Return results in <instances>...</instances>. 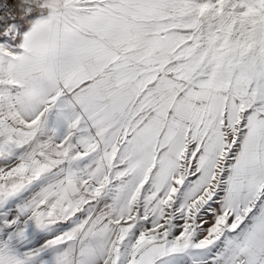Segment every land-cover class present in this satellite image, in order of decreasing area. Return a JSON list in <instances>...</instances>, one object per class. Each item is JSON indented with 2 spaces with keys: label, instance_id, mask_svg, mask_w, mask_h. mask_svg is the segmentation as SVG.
Instances as JSON below:
<instances>
[{
  "label": "snow or ice",
  "instance_id": "snow-or-ice-1",
  "mask_svg": "<svg viewBox=\"0 0 264 264\" xmlns=\"http://www.w3.org/2000/svg\"><path fill=\"white\" fill-rule=\"evenodd\" d=\"M0 264H264V0H0Z\"/></svg>",
  "mask_w": 264,
  "mask_h": 264
}]
</instances>
